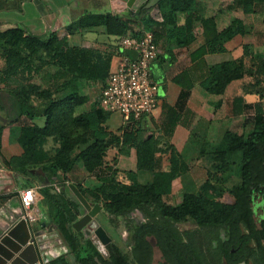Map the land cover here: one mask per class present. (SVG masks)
I'll use <instances>...</instances> for the list:
<instances>
[{
  "label": "trees",
  "instance_id": "trees-1",
  "mask_svg": "<svg viewBox=\"0 0 264 264\" xmlns=\"http://www.w3.org/2000/svg\"><path fill=\"white\" fill-rule=\"evenodd\" d=\"M2 1V0H0ZM264 0H238L236 4L244 7L246 14L254 12L253 4ZM196 0H163L158 5L163 15V22L157 23L148 16L151 10L143 6L139 12L128 17L87 13L68 27L70 35H76L83 30L105 26L109 35L121 37L128 33L141 35L143 30L154 35L158 45L160 29L170 27L169 31L176 32L177 37L187 34L194 25L196 12L192 11ZM187 13L185 27L177 26V15ZM264 37V11H261ZM206 26L215 24L213 19L202 20ZM244 25L240 21L218 33L213 30V36L208 43L210 53L225 52V44L239 34H245ZM186 36V35H185ZM179 44L186 45L187 39ZM0 47L6 52V66L0 69V84L14 86V93L19 97L17 111L20 116L31 121L44 120V126H27L20 133V143L27 151L43 146L51 138L62 144L60 155L41 168L36 165L21 166L16 169L5 168L19 174L25 180V189L41 184L37 191L40 204L46 208L49 222L56 227L59 235L66 243L73 263L65 257L54 259L51 264H153L154 249L151 239L154 238L157 247L162 251L168 264H185L184 248L186 247L176 238L170 228L158 223H148L136 230L134 236V262L124 253L116 249L117 254L111 260H105L92 241L84 240L81 233H77L72 225L78 219L81 204L71 197V190L67 182L60 184L61 192H57V178L67 174L72 169L74 160H81L89 171L97 174L101 183L95 189L104 197L107 211L119 217L138 211V209H157L163 217L170 219H192L200 227H217L226 229L229 240L221 242L222 258L231 262L237 251V258L231 264H239L251 257V245L255 243L261 250L264 260V219L258 221L256 212L264 207V201L254 206L253 203L264 196V103H257L255 115L251 116L252 131L238 134L227 132L222 141L209 154L214 156V165L208 174V180L200 188L206 194L220 195L223 186L234 178L237 180L231 193L236 197L233 205H223L212 202L210 210L201 203L202 197L197 190H185L183 202L178 207L167 206L163 198L171 193L173 179L180 175L177 170L170 173H156L160 169L156 158L157 148L152 141L139 138L136 129L124 132L122 136L110 132L106 126L108 115L99 108H92L89 112L80 114L78 110L87 102L84 90L90 82L105 85L111 71L114 51H101L72 46L69 39H60L55 33L48 37L26 35L22 29L0 31ZM204 53V51H203ZM264 53V50H263ZM47 57L49 60H47ZM37 63V64H36ZM37 65L43 69L56 65L59 70L51 74L48 88L39 90L30 86V78L38 73ZM57 76L63 82L57 87L60 95L55 97L53 80ZM264 76V54L258 57L257 64L248 68L244 61L223 63L211 68V74L204 83L213 94L223 95L227 85L234 80L252 78L251 87L256 89L261 99L264 97L262 81ZM180 83V78L176 79ZM264 82V81H263ZM261 87V88H260ZM40 105L34 106V102ZM2 141V127L0 126V144ZM130 146L137 150L138 172L154 174L150 183L140 184L133 179L129 172L130 184H123L109 179L104 175L102 162L106 152L113 147ZM79 151V152H78ZM207 152V151H206ZM205 153V152H204ZM176 162V157L173 158ZM5 164V163H4ZM43 171L44 176L36 171ZM36 173H33V172ZM38 179V180H37ZM78 188V187H77ZM89 201V191L78 188ZM202 192V191H200ZM7 195L0 196V200L7 199ZM212 197L208 196L207 198ZM215 198V197H212ZM213 201V200H212ZM99 202V201H98ZM248 231L243 233V228ZM178 257V258H177ZM194 264H203L198 256H192ZM177 260V261H176Z\"/></svg>",
  "mask_w": 264,
  "mask_h": 264
},
{
  "label": "crops",
  "instance_id": "crops-1",
  "mask_svg": "<svg viewBox=\"0 0 264 264\" xmlns=\"http://www.w3.org/2000/svg\"><path fill=\"white\" fill-rule=\"evenodd\" d=\"M149 1L2 0L0 31L19 28L26 35L38 37H48L55 33L60 39H69L72 46L114 51L113 70L119 55L123 53L118 47L119 37L109 35L105 26L88 28L73 36L69 34L68 27L87 13L128 17L132 13L139 12L143 6L146 8ZM237 1L220 0L221 6H216L210 0H196L192 10L197 13L193 28L187 34L179 36L181 41L187 39L186 45L179 44L176 32L169 33L170 27L165 30L160 29L158 59L151 68L153 79L159 86L157 109L151 116L127 126L124 125L121 115H108L106 126L110 132L122 136L124 132L130 133L136 129L139 138L155 144L156 158L160 165L156 173H170L174 169L180 173L173 179L171 193L167 197H171L178 186L189 191L202 188L214 165V156L208 153L209 150L215 148L229 131L243 134L248 129L247 125L250 126V131L253 129L250 121L251 116L255 115L254 106L262 100L260 95L255 93L256 89L251 87L254 81L248 85L244 84L245 79L231 81L221 96L211 93L204 85L212 67L240 60L245 62L250 54V48L245 45L244 39L253 34L254 26L253 21L251 24L247 23L245 18L253 19L264 11V3L254 2V12L246 14L244 7L236 4ZM148 16L157 23H162L164 20L158 6L153 8ZM187 18V13H179L177 26L185 27ZM209 19H213L215 24L206 26L202 23V20ZM234 21L242 22L246 33L239 34L227 42L225 52L210 53L208 43L212 39L213 30L221 33ZM262 48L264 50V37ZM177 78H180V83L176 82ZM114 148L118 149L119 164L123 167L132 165L131 168H124V171L132 173L137 183L145 184L154 180L153 173L138 172L135 147L121 145ZM175 157L176 162L173 160ZM207 164L209 167L206 166ZM199 165H205L204 167L207 168V178L200 185L193 177ZM17 183V188L11 197L4 201L0 200V215L3 218L23 210L21 193L25 188L20 181L17 180ZM38 203L40 204L37 196V209ZM54 234L44 233V238L47 240L45 247L54 248L52 242ZM56 243L58 244V241ZM65 247H68L66 243ZM41 260L45 262L42 257Z\"/></svg>",
  "mask_w": 264,
  "mask_h": 264
},
{
  "label": "rangeland",
  "instance_id": "rangeland-1",
  "mask_svg": "<svg viewBox=\"0 0 264 264\" xmlns=\"http://www.w3.org/2000/svg\"><path fill=\"white\" fill-rule=\"evenodd\" d=\"M216 6H221L220 0H210ZM245 21L247 23H252L253 21V34L250 37H246L245 45H247L249 49V56L246 58L245 63L248 68H252L257 64L258 57L263 55V26L261 17L256 15L253 17H246ZM5 51L0 47V69L5 68L6 66V58L4 57ZM260 54V55H259ZM47 60L49 58L47 57ZM37 64V63H36ZM38 73L34 74L30 80V86L36 87L39 90H44L48 88V80L51 74L57 73L59 68L56 65H52V67H48L47 69H43L41 65H37ZM254 80V79H253ZM252 78L246 77L244 80V84L248 85L253 82ZM262 81V89H264V76L260 77ZM63 82V79L60 76H57L53 80L54 85V96L57 97L60 95V92L57 87ZM104 84L97 82H90L86 89L83 92L85 95L87 102L84 106H82L78 113L83 114L89 112L92 108L100 107V99L101 92ZM260 87V88H261ZM15 87L7 86L4 84H0V126L2 127V141L0 144V163L3 168L5 165L8 168L16 169L21 166L27 165H36L38 167H42L44 164H47L50 161L55 160L62 151V144L60 141L56 139H49L47 143L43 146L34 148L31 152L27 151L22 144L20 143V133L24 127L27 126H44V120L41 121H31L26 117L20 116L17 111V105L19 101V97L14 93ZM264 102V97H263ZM34 106H39L40 103L34 102ZM247 125V124H246ZM246 130V133L249 132L250 126ZM79 152V151H78ZM120 152V150H119ZM118 149L111 148L108 150L104 156V160L102 162V169L104 175H110L109 179L117 180V182H121L123 184L130 183L128 178L129 172L124 171L126 167L131 168L132 165L128 164V166L123 167V165L119 164V155ZM77 159V158H76ZM74 160L72 163V169L65 175H61L60 178H57L56 187L61 188L60 184L67 182V186L75 185L78 188L89 191V203L94 205H99L101 207V212L98 214L96 219L99 221L100 225L108 236L113 240V244L124 252L131 260L134 262V236L136 230L141 226L146 225L148 223H158L166 228H170L176 234L177 240H179L182 244L189 249L193 255L198 256L199 259L203 262V264H225L224 259L221 256L220 245L221 242H225L227 240V231L224 228L217 227H200L198 226L192 219H170L168 217H163L161 213L154 208L151 209H138L133 213H130L126 216H117L115 214H110L107 211L106 204L104 201V197L99 195L96 192V188L99 183L95 174L92 171L87 169L86 165L81 160ZM5 163V164H4ZM205 165H199L197 171L193 173L194 179L199 181V185L202 184L207 178V168ZM209 167V164L206 165ZM7 171L12 172L6 168ZM37 174L44 176L43 171H36ZM35 171L33 173H36ZM14 173V172H12ZM17 177V180L21 182V185L24 187L26 184L25 180L19 174L14 173ZM38 180V179H37ZM237 180L234 178L230 181L227 187L223 186L225 189H222L223 192L218 196L211 195L213 194L209 191V194L203 192V190L197 189V194L203 196L202 202L205 204V207L212 210V202L223 205H233L236 202V197L231 193V190L234 188L233 185ZM38 186L42 187L41 184ZM202 191V192H200ZM72 192V191H71ZM185 190L182 189L181 186H178L175 189L173 195L171 197L165 196L163 198L164 203L168 206L178 207L183 202V195ZM13 194V193H12ZM7 195V199L11 197V195ZM38 196V193H37ZM77 198L72 193L70 195ZM208 196H212L207 198ZM213 200V201H212ZM78 201V200H77ZM99 201V202H98ZM40 205V206H39ZM23 207V206H22ZM37 209V200H36V210L39 212L36 213V222L31 228L33 233H38L43 231L44 233H56L52 242L54 243V248L49 252L43 254L41 257L45 260L43 264H51L54 259L65 256L70 263H73L72 257L69 253L68 247H65V242L62 241V237L57 234V229L53 225H49V218L47 216V210L41 204L38 203ZM83 210V209H82ZM24 211V209H23ZM42 223H47L48 226L42 228ZM243 233L247 234L248 231L242 227ZM56 230V231H55ZM56 237V238H55ZM58 241V244L56 243ZM62 241V242H61ZM55 243L57 246H55ZM251 257L244 264H261V259L259 258L257 245L253 243L251 245ZM153 264H167L164 259L163 254L159 251L158 248L155 247V252L153 256Z\"/></svg>",
  "mask_w": 264,
  "mask_h": 264
},
{
  "label": "built area",
  "instance_id": "built-area-1",
  "mask_svg": "<svg viewBox=\"0 0 264 264\" xmlns=\"http://www.w3.org/2000/svg\"><path fill=\"white\" fill-rule=\"evenodd\" d=\"M118 47L123 53L119 55L115 69L111 71L103 86L100 109L106 115H121L124 125L127 126L151 116L157 109L159 86L153 79L151 68L158 59V45L154 35L146 31L141 35L128 33L119 37ZM41 188L35 186L21 193L24 209L22 218L30 229L36 222L37 191ZM56 190L61 192L60 188ZM47 226V223H42V228ZM38 242L42 255L51 250L45 247L47 240L44 235L39 237ZM38 264H43L42 260Z\"/></svg>",
  "mask_w": 264,
  "mask_h": 264
},
{
  "label": "water",
  "instance_id": "water-1",
  "mask_svg": "<svg viewBox=\"0 0 264 264\" xmlns=\"http://www.w3.org/2000/svg\"><path fill=\"white\" fill-rule=\"evenodd\" d=\"M163 0H150L146 10H152ZM17 177L14 173L7 171L0 163V196L10 195L17 188ZM68 188L81 204L83 212H78L77 221L72 228L77 233H83L85 240H91L98 251L106 256V246L112 240L96 219L101 212L99 205L90 204L75 185ZM24 211L13 212L4 218L0 215V264H38L41 261V250L39 248V237L44 232L33 234L28 223L22 218ZM57 234H59L57 232ZM153 247L156 246L154 238L151 239ZM98 264H102L96 258Z\"/></svg>",
  "mask_w": 264,
  "mask_h": 264
},
{
  "label": "flooded vegetation",
  "instance_id": "flooded-vegetation-1",
  "mask_svg": "<svg viewBox=\"0 0 264 264\" xmlns=\"http://www.w3.org/2000/svg\"><path fill=\"white\" fill-rule=\"evenodd\" d=\"M264 201V196H260L254 203H253V205L254 206H257V205H259V204H261L262 202ZM81 213L83 212V210H82V208H81V211H80ZM79 218H82V217H79ZM78 218V219H79ZM256 218H257V220L258 221H261V219H264V207H261L260 209H259V211H257L256 212ZM82 235H83V233H81ZM84 237V236H83ZM85 240V239H84ZM229 240V234L227 233V240L226 241H228ZM85 241H87V240H85ZM91 241V240H90ZM156 248H158L157 247V245L155 246ZM155 247H153V249H154V252H155ZM133 248H135V245H133ZM184 248V254H185V259H184V263L185 264H194V261L192 260V256H194L193 254H192V252L189 250V249H187L186 247H183ZM116 249H118L119 251H121L117 246H116V244H113V240H112V242L109 244V245H107L106 246V256H104V255H102L100 252V256L103 258V259H105V260H111L114 256H116V254H117V251H116ZM159 249V248H158ZM159 251L162 253V251L159 249ZM257 251H258V255H259V258L261 259V264H264V260H263V257H262V253H261V250H259V249H257ZM122 252V251H121ZM233 254H235V257L234 258H232L231 259V262L232 261H235V259L237 258V251L236 250H233ZM178 258V257H177ZM166 261V260H165ZM177 261V260H176ZM224 262H225V264H231V262L230 261H228L227 259H225L224 260ZM246 261H243V262H241V263H239V264H244ZM168 264V263H167Z\"/></svg>",
  "mask_w": 264,
  "mask_h": 264
}]
</instances>
